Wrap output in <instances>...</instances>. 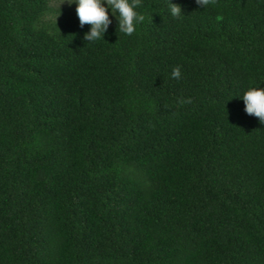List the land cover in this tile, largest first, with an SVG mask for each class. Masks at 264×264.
<instances>
[{
	"label": "trees",
	"instance_id": "1",
	"mask_svg": "<svg viewBox=\"0 0 264 264\" xmlns=\"http://www.w3.org/2000/svg\"><path fill=\"white\" fill-rule=\"evenodd\" d=\"M170 2L0 0V264H264V0Z\"/></svg>",
	"mask_w": 264,
	"mask_h": 264
},
{
	"label": "clouds",
	"instance_id": "2",
	"mask_svg": "<svg viewBox=\"0 0 264 264\" xmlns=\"http://www.w3.org/2000/svg\"><path fill=\"white\" fill-rule=\"evenodd\" d=\"M69 5L75 4L76 15L81 28L89 25V30L84 33V40L94 43L104 40L109 25L112 23L109 13L118 21V30L126 36H131L137 31L145 16L137 11L141 0H67ZM197 5L203 9L209 6L211 0H196ZM168 11L174 18L183 15L180 5L171 3ZM171 76L174 79L181 78L179 66L172 69ZM244 111L248 115L258 118L264 124V87L253 85L242 96ZM180 103H191V98L181 100Z\"/></svg>",
	"mask_w": 264,
	"mask_h": 264
},
{
	"label": "rangeland",
	"instance_id": "3",
	"mask_svg": "<svg viewBox=\"0 0 264 264\" xmlns=\"http://www.w3.org/2000/svg\"><path fill=\"white\" fill-rule=\"evenodd\" d=\"M51 5L55 9H68L71 6L67 3V0H51ZM72 5H75V4H72ZM109 15H111V13H109Z\"/></svg>",
	"mask_w": 264,
	"mask_h": 264
}]
</instances>
